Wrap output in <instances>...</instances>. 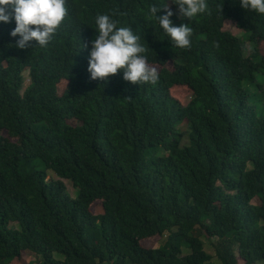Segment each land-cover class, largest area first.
Listing matches in <instances>:
<instances>
[{"label": "trees", "instance_id": "obj_1", "mask_svg": "<svg viewBox=\"0 0 264 264\" xmlns=\"http://www.w3.org/2000/svg\"><path fill=\"white\" fill-rule=\"evenodd\" d=\"M167 4L191 28L190 47L150 20V6ZM207 5L190 21L172 0H66L43 48H17L0 23V264L24 253L30 264H212L205 242L220 264H264V15L239 0ZM98 14L146 43L162 66L155 84L126 82L122 70L89 78ZM175 86L192 91L189 106Z\"/></svg>", "mask_w": 264, "mask_h": 264}, {"label": "clouds", "instance_id": "obj_2", "mask_svg": "<svg viewBox=\"0 0 264 264\" xmlns=\"http://www.w3.org/2000/svg\"><path fill=\"white\" fill-rule=\"evenodd\" d=\"M172 3L177 6L179 17L190 21L204 14L208 7L207 0H172ZM239 3L246 11L264 15V0H239ZM65 4L66 0H0V23H9V29H13L10 35L20 37L16 41L17 48L26 49L32 42H35L34 46L47 47L66 17ZM162 9L165 14L157 15ZM148 13L150 20L159 26L174 47H190L191 28L184 23L174 24L171 17L176 13L168 4L152 5ZM113 15L98 14L94 19L92 28L96 35L91 42L88 59L89 78L107 81L122 70V78L126 82L155 84L162 66L150 60L146 43L143 46L140 37L130 27L117 26L118 21L113 19ZM167 67L174 69L172 60ZM190 102L183 106H189Z\"/></svg>", "mask_w": 264, "mask_h": 264}, {"label": "rangeland", "instance_id": "obj_3", "mask_svg": "<svg viewBox=\"0 0 264 264\" xmlns=\"http://www.w3.org/2000/svg\"><path fill=\"white\" fill-rule=\"evenodd\" d=\"M169 8L173 11V8L171 7V5L169 6ZM224 30L229 32V33H232L233 35L238 36V37H241L244 34L243 31H241L240 29H238L236 27L235 22H232V21L231 22L227 21L225 23ZM260 50H261L262 53H264V43H262L260 45ZM29 84H30L29 72H26L25 73L24 88L22 89V91H25V89L28 87ZM66 86H67L66 82L62 83L59 86L60 95L63 94L64 90L66 89ZM172 94H173V97H175L184 106H186L190 102V100L192 98L191 90L188 89L185 86H183V87L175 86L172 89ZM4 135L7 136L6 133ZM48 180L51 181V180H60V179L58 177H56L53 173H49ZM63 182L65 183V185L67 187L68 194L72 198H75L76 197V190L73 188L72 183L70 181H66V180H64ZM101 204H102V202L99 201V202H96L92 206L91 211L95 215H99V214L102 213ZM166 240H167V237H165V238H153V239H150V240L143 241L142 244H143V246L145 248L157 249L161 245H163ZM205 251L213 257L212 264H220L218 262V260L216 259L215 248H214L213 245H210L209 243L205 242ZM188 253H189V251L185 249L184 250V255H187ZM35 262H36V258L33 255H31L29 253H24L23 254V262H22V264H30V263H35ZM239 264H244V263L242 261H239Z\"/></svg>", "mask_w": 264, "mask_h": 264}]
</instances>
